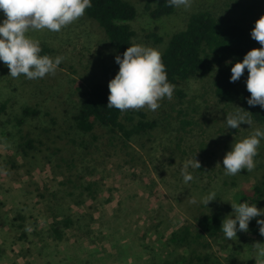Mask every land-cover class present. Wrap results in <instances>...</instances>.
Returning a JSON list of instances; mask_svg holds the SVG:
<instances>
[{
    "label": "rangeland",
    "instance_id": "rangeland-1",
    "mask_svg": "<svg viewBox=\"0 0 264 264\" xmlns=\"http://www.w3.org/2000/svg\"><path fill=\"white\" fill-rule=\"evenodd\" d=\"M127 1L137 10L131 22L133 43L160 53L193 12L209 10L232 20L246 19V24L264 15V0H192L189 9L176 7L172 15L155 20L145 9V0ZM151 33L162 41L156 43L149 37ZM27 35L40 41V55H60L63 59L54 74L37 79H26L23 74L13 78L0 62V103L8 100L6 114L0 115V238L5 237L0 241V264H162L176 254H186L167 243L173 232L183 226L198 230L202 214L229 215L232 208L228 201L239 202V195L250 191L264 176V139L251 171L224 174L222 158L231 143L256 128L264 130V123L247 117L250 125L227 128L225 117L244 111L237 108L241 107L237 101L218 99L213 72L191 79L184 98L173 92L171 99L159 101L156 110L142 108L158 125L134 137L124 148L120 141L100 137L97 131L84 136L86 144L81 145L80 134L70 127L77 99L85 87L108 84L118 70L114 57L120 53L108 44L99 25L85 15L59 32L42 29ZM245 79L241 76L237 80L243 85ZM24 105L41 111L23 127L44 140L42 152L33 159L20 154L17 141L2 134L20 116ZM10 157L16 159L18 168L8 162ZM194 157L200 168L188 167L193 179L185 183L181 167ZM79 178L96 181L97 198L86 200L82 207L64 203L61 211L63 215H78L88 225L89 236L68 229L65 240L54 241L45 234L53 222L49 210L55 201L51 202V194H65L59 182ZM209 191H215L216 199L205 206L200 197ZM193 199L196 202L190 203ZM22 223L30 226L25 241H19L21 231H16ZM257 245L264 247L259 230L238 231L228 240L222 233L212 241L209 252L216 264H264Z\"/></svg>",
    "mask_w": 264,
    "mask_h": 264
},
{
    "label": "trees",
    "instance_id": "trees-1",
    "mask_svg": "<svg viewBox=\"0 0 264 264\" xmlns=\"http://www.w3.org/2000/svg\"><path fill=\"white\" fill-rule=\"evenodd\" d=\"M175 8L170 6L167 0H145V9L155 20L172 15ZM246 11L250 12L249 9ZM84 15L99 25L108 44L121 55L128 45L133 44L134 31L131 22L136 18L137 10L129 1L92 0V6L85 9ZM245 22L247 23L246 19L232 20L216 16L209 10L193 12L189 15L185 27L170 36L161 53V59L168 81L175 86L173 92H176L179 98L185 97L186 84L191 79L203 78L213 72V88L218 99L225 102H239L242 110L248 111V118L264 123V109L246 103L250 93L246 90L245 84L241 85L238 80L229 81L232 63L242 60L248 50L260 47L259 43L250 36L254 23ZM149 37L156 43L162 41L161 37L154 33ZM225 61L229 63L226 64ZM242 76H247L246 70ZM107 97V83H96L85 87L77 99L76 110L70 118V127L73 132L80 134L78 143L81 145L86 144L84 136L94 135L97 131L100 132V137H107L112 142L120 141L124 148L134 137L147 134L157 127V122L149 118L143 109L121 112L116 108H108ZM7 106L8 100L0 103V115L6 114ZM39 115H41L40 109L30 105L21 106L20 116L5 129L6 134L2 132L3 135L17 141V149L25 158L31 156L33 159L36 153L42 152L44 146L43 139L23 129L27 119ZM44 131L49 132L48 129ZM94 138L98 139L97 136ZM8 162L18 168L14 157H10ZM59 186L65 189V194L59 190L51 194V202L55 201L51 204L52 209L49 210L53 222L49 226L48 234H45L54 241L62 242L66 239L68 229H76L84 231L83 236L87 238L89 234L85 227L88 225H84L81 219L77 218L78 215H63L61 209L64 208V203L82 207L86 200H95L98 192L96 181H88L84 178L68 179L59 182ZM68 187L71 190H67ZM239 202L255 204L257 208L262 207L264 176L251 187L250 191L239 195ZM258 218L263 219V216L249 221V231L258 232L260 226L256 223ZM22 219L26 221L25 218ZM222 219L218 213L202 214L198 220V230L194 231L189 226H183L173 232L167 243L176 250L184 249L186 254L182 256L176 254L172 259L164 260L162 264H216L209 248L212 241L217 240L223 233L220 229ZM23 223L18 224L16 228L17 232L21 231L19 241H25L29 236L26 231L30 226ZM35 228L33 225L34 230ZM1 249L3 247L0 246V253L3 251Z\"/></svg>",
    "mask_w": 264,
    "mask_h": 264
},
{
    "label": "clouds",
    "instance_id": "clouds-1",
    "mask_svg": "<svg viewBox=\"0 0 264 264\" xmlns=\"http://www.w3.org/2000/svg\"><path fill=\"white\" fill-rule=\"evenodd\" d=\"M170 6L189 9L192 0H167ZM92 6V0H0V62L7 66L8 75L16 78L23 74L26 79L43 78L54 74L63 57L51 58L40 55V41L27 35L29 31L59 32L84 15L85 9ZM250 36L260 45L248 50L242 60L232 63L230 82L239 79L247 71L246 98L249 106L258 105L264 109V15L254 21ZM118 71L108 81L107 107L125 110L146 108L154 111L162 98L171 99L174 85L167 79L165 66L158 49L138 43L128 45L122 55L114 57ZM229 63V61H225ZM237 108H241L238 107ZM248 111H236L225 117L227 128L237 129L241 123L250 125ZM264 139V130L254 129L248 136L231 143L230 150L222 158L225 175H235L241 169L251 171L255 167L260 140ZM217 164L220 165L218 162ZM188 167L199 169V161L188 160L181 167V176L185 183L193 179ZM216 199L215 191H209L200 197V203L207 205ZM195 199L190 203H195ZM230 202L232 212L226 215L220 225L224 237L232 239L238 231H247L249 221L264 216V209L255 204ZM259 232L264 235V219H257ZM257 254L264 257V247L257 245Z\"/></svg>",
    "mask_w": 264,
    "mask_h": 264
},
{
    "label": "crops",
    "instance_id": "crops-1",
    "mask_svg": "<svg viewBox=\"0 0 264 264\" xmlns=\"http://www.w3.org/2000/svg\"><path fill=\"white\" fill-rule=\"evenodd\" d=\"M1 239H2V240H5V237L0 238V241H1ZM3 242H4V241H3Z\"/></svg>",
    "mask_w": 264,
    "mask_h": 264
}]
</instances>
